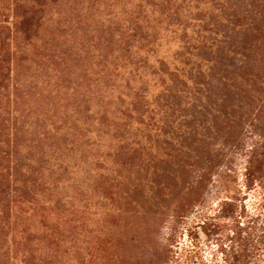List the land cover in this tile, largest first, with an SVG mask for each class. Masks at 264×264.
I'll return each instance as SVG.
<instances>
[{
	"label": "rangeland",
	"instance_id": "1",
	"mask_svg": "<svg viewBox=\"0 0 264 264\" xmlns=\"http://www.w3.org/2000/svg\"><path fill=\"white\" fill-rule=\"evenodd\" d=\"M165 5L0 0V173L9 174L0 179L15 190L7 191L13 206L0 233V264H103L101 257L87 261L92 248L111 254L106 264L142 248L158 253L161 264H220L237 249L229 239L234 217L241 223L254 216L251 231L260 232L264 189L244 186L237 159L230 180L222 178L223 159L210 166L187 209L175 214L174 199L165 198L167 209L148 236L138 216L116 226L117 218L109 219L144 176L150 163L141 160L157 164L164 142L179 134L177 113H192L197 95L205 97L193 85L194 71H178L181 33L167 27ZM186 35L194 37L189 27ZM201 167L188 168L189 179ZM53 249L61 255H50ZM251 259L264 264V243Z\"/></svg>",
	"mask_w": 264,
	"mask_h": 264
},
{
	"label": "trees",
	"instance_id": "2",
	"mask_svg": "<svg viewBox=\"0 0 264 264\" xmlns=\"http://www.w3.org/2000/svg\"><path fill=\"white\" fill-rule=\"evenodd\" d=\"M160 2L166 4L162 15L168 21L167 27L181 33L175 56L180 63L178 71L187 72L188 76L194 71L193 85L200 87L205 97L197 95L194 102L196 110L192 113H177L179 134L164 142L165 152L159 158L160 165L151 157L141 160L150 164L145 168L144 176L136 177L124 192L122 201L126 207L120 204L111 207L108 216L110 220L117 218L114 226L124 216H138L142 220L144 236H148L167 209L165 198L169 201L174 199L173 213L187 209L200 195L210 166L221 159L224 161V180L233 178L231 174L236 171L230 165L237 159L244 186L256 183L261 191L264 189V0ZM170 2L176 6L170 8ZM187 27L194 33L192 39L186 35ZM191 40L195 46L190 44ZM2 61L0 59V63ZM203 64L205 68H202ZM211 74L214 83L209 84L210 80L205 83ZM196 163H202L203 167L189 179L188 168ZM1 177L7 180L9 174ZM4 181L0 179V198L2 193L7 197V191L11 194L15 191L8 189ZM9 196L0 205V233L13 206ZM227 200L224 204L231 209L233 202L230 198ZM262 205L264 207V201ZM243 207L241 216H244ZM253 217L249 216L241 223L235 217L232 219L229 239L236 243L237 249L235 253L220 258V264H229L228 257L232 264H257L251 258L255 248L264 243V234L261 233L264 217L263 225L258 227L260 232L255 236L252 233L255 227L252 225ZM130 242H136L134 234ZM148 249L152 248H142L137 254H117L111 264H161L158 253L151 254ZM100 250L92 248L87 252V261L101 257L102 263L106 264L105 259L111 254L106 253L105 257ZM57 254L61 255L56 249L50 252L53 256ZM148 254L152 258L144 259Z\"/></svg>",
	"mask_w": 264,
	"mask_h": 264
}]
</instances>
